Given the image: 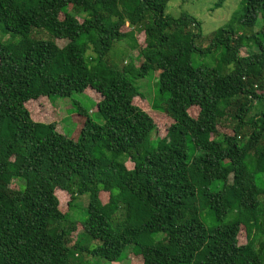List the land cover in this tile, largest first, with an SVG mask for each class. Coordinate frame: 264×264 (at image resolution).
Instances as JSON below:
<instances>
[{
  "label": "trees",
  "instance_id": "trees-1",
  "mask_svg": "<svg viewBox=\"0 0 264 264\" xmlns=\"http://www.w3.org/2000/svg\"><path fill=\"white\" fill-rule=\"evenodd\" d=\"M169 2L0 0V264H72L84 254L118 263L125 253L141 264H264V26L239 34L264 19V0H242L206 48L197 46L202 23L168 16ZM133 31L144 36L142 63L119 69L109 56ZM220 48L218 67L194 64ZM158 70L173 123L153 140L136 82ZM88 90L101 96L104 122L76 103L86 119L78 139L27 107ZM84 196L75 221L69 211Z\"/></svg>",
  "mask_w": 264,
  "mask_h": 264
},
{
  "label": "rangeland",
  "instance_id": "rangeland-1",
  "mask_svg": "<svg viewBox=\"0 0 264 264\" xmlns=\"http://www.w3.org/2000/svg\"><path fill=\"white\" fill-rule=\"evenodd\" d=\"M214 3L215 0H189L187 2H183L182 0H170L166 9V14L174 18H178L182 14H189L196 17L202 23L203 33L202 40L197 41V46L206 48L211 45L213 34L230 21L233 13L241 11L243 7L242 0H226L223 7L219 9H214ZM65 12L72 13V7L65 9ZM82 17H84V15H79L80 20ZM263 26L264 19L260 16L254 28L240 30L239 34L245 33L247 36H251L254 33H258ZM122 31L129 33L132 29L127 25L122 29ZM32 36L42 38L44 40L51 39L45 31L34 30L32 32ZM144 45V36L136 31H133L124 41L116 44L114 50L109 56V59L112 61V59L117 57L115 63L118 65L119 69H121L123 65H129L132 60H134L133 64L135 66H140L142 63L140 50L144 47ZM253 51H256L255 48L243 49L242 55L246 56L248 53ZM223 52L224 49L220 48L219 50L215 49L214 52L209 55L196 54L194 55L193 62L196 66L207 65L211 67H218L220 65ZM159 78L160 71H152L145 79L136 82L146 99H136L135 105L147 111L157 125V130L152 135L153 140H156L157 138H164L167 134L168 128L173 123L165 115V109L167 107L166 102L169 100V94L160 93ZM101 100L102 98L98 93L88 90L84 95L74 94L72 98L69 99H62L58 97L51 99H39L28 103L27 107L31 112L34 121L46 124L55 123L59 132L66 133L69 137L78 139L86 119L80 116L77 109L78 107L76 108L75 104L78 103L82 108H84L95 122L103 124L104 120L99 116L96 107V104ZM260 104L261 102L258 103V101L255 103V105ZM196 110L197 109L191 110V114L193 116L197 115ZM193 153V151L190 152L191 155ZM107 196L108 195H105V199L103 198L104 204L108 202ZM68 200L69 198L66 199V203ZM88 203V196L81 197L77 200L78 206L73 211H69L71 213V217L75 221H80L82 211L87 208ZM67 210V205L64 204L63 211L66 212ZM201 218L207 228L215 227L216 223L210 216L208 210H202ZM82 233V227L78 226L77 232L72 235L73 244L77 237ZM245 240L246 235L242 232L239 235V242H244ZM83 244L89 245L91 248L97 245V243L87 237L83 240ZM127 255L128 253H125L122 262L110 263L103 259L94 258L84 254L82 256L79 255L76 259L72 256V264H141L140 259H137L134 255H132V257H127Z\"/></svg>",
  "mask_w": 264,
  "mask_h": 264
}]
</instances>
